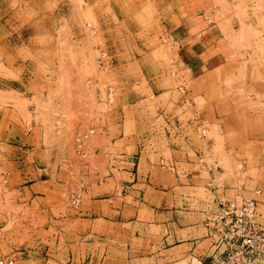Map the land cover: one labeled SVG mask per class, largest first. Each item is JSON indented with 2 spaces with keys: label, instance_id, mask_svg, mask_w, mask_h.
<instances>
[{
  "label": "rangeland",
  "instance_id": "374dc122",
  "mask_svg": "<svg viewBox=\"0 0 264 264\" xmlns=\"http://www.w3.org/2000/svg\"><path fill=\"white\" fill-rule=\"evenodd\" d=\"M181 1L0 0V259L24 264L20 252L34 247L37 223L42 255L51 254L52 218L34 216L32 199L60 193L66 182L64 211L80 207V183L86 198L112 195L98 186L136 175L138 147L171 123L176 129L178 117L192 125L196 147L214 141L231 150L217 170L219 210L224 201L264 199V175L251 170L264 142V0H185L184 17L210 21L229 42L221 68L192 78L168 35ZM242 134L251 144L239 142ZM158 165L171 172L168 162ZM226 174L234 185L224 194L232 184ZM43 183L46 191L37 187ZM195 190L206 208L211 182ZM140 228L136 264H209L185 248L165 252L161 228L147 255ZM239 247L219 244L211 264H264V254L245 261Z\"/></svg>",
  "mask_w": 264,
  "mask_h": 264
},
{
  "label": "crops",
  "instance_id": "0c3cea01",
  "mask_svg": "<svg viewBox=\"0 0 264 264\" xmlns=\"http://www.w3.org/2000/svg\"><path fill=\"white\" fill-rule=\"evenodd\" d=\"M181 3L183 7H178V15H170L173 29L168 34L174 44L177 64L189 72L190 78L221 68L229 48L227 37L219 26H211L208 20L195 21L184 17V12L180 10L185 9L186 2ZM166 103L169 105L171 99ZM180 119L177 118L179 123L176 129L171 123L167 126L168 130L164 128L160 131V135H151L152 141L147 140L146 146L138 147L140 155L136 175L123 177L119 181L109 178L103 182L105 187L98 186V192L115 190L112 195H91L86 198L85 182L80 183L83 193L80 207L67 211L62 207L72 185L69 182L59 184L60 193L34 197L32 201H39V205L33 208V215L52 218L45 229L48 234L47 248L51 254L42 255L43 231L37 223L33 232L34 247L20 252L24 256H20L18 261L24 264H90L100 259L101 264H136L139 254L138 228L141 226L145 229L144 252L147 255L157 247L152 235L154 229L161 228V244L165 252L185 248L192 257L213 263L219 246L216 235L207 228V224L220 211L221 198L217 193L219 179L223 177H219L217 170L221 161L227 162L226 157L230 156L231 150L228 146L219 150L214 141L208 142L206 149L196 147L190 134L192 125ZM175 132H178L177 136ZM236 138L243 146L251 144L247 134ZM154 139H160L163 144L153 143ZM258 146L257 153L262 152L263 155L255 157V160L252 158L251 170L257 169L264 175V142H259ZM233 152L236 153V149ZM164 162L169 163L171 172L159 167L158 164ZM223 176L226 185L232 183L228 186L230 190L224 191V194L228 191L231 193L233 176ZM209 182L214 191L205 194L209 198L205 208V199H196L198 192L195 189L202 185L207 187ZM113 185L114 188H111ZM37 187L46 191L47 184H38ZM262 213L264 199L259 198L258 217L264 223ZM56 217L63 218L53 219ZM211 233L214 237L209 235Z\"/></svg>",
  "mask_w": 264,
  "mask_h": 264
},
{
  "label": "built area",
  "instance_id": "2783aa9c",
  "mask_svg": "<svg viewBox=\"0 0 264 264\" xmlns=\"http://www.w3.org/2000/svg\"><path fill=\"white\" fill-rule=\"evenodd\" d=\"M256 194L260 195L261 191ZM207 228L216 235L218 246L221 244L226 248L238 249L240 245L244 259L246 256L260 258L264 254V226L259 221L256 198H247L240 202L224 201L218 215L209 220ZM213 234L209 235L214 237ZM15 263L13 258L0 259V264Z\"/></svg>",
  "mask_w": 264,
  "mask_h": 264
},
{
  "label": "bare ground",
  "instance_id": "6f19581e",
  "mask_svg": "<svg viewBox=\"0 0 264 264\" xmlns=\"http://www.w3.org/2000/svg\"><path fill=\"white\" fill-rule=\"evenodd\" d=\"M241 36V35H240ZM242 41V40H241ZM234 42V41H233ZM239 42V41H238ZM242 42H244V41H242ZM0 65H1V62H0ZM71 93V92H70Z\"/></svg>",
  "mask_w": 264,
  "mask_h": 264
}]
</instances>
